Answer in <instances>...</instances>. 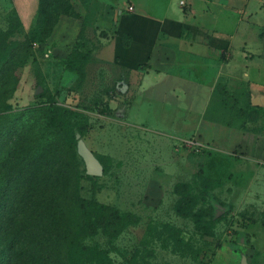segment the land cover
Returning <instances> with one entry per match:
<instances>
[{
  "label": "rangeland",
  "instance_id": "374dc122",
  "mask_svg": "<svg viewBox=\"0 0 264 264\" xmlns=\"http://www.w3.org/2000/svg\"><path fill=\"white\" fill-rule=\"evenodd\" d=\"M40 1L0 0V103L58 106L52 160L72 173L60 177L58 203L67 209L68 246H80L67 264H264V107L247 104L242 91L228 114L170 138L143 106L147 68L134 75L114 55L119 15L134 0H56L48 34L35 41ZM144 120L152 122L143 128ZM80 139L102 175L87 173ZM76 188L89 203L118 209L122 231L109 236L99 211L79 217Z\"/></svg>",
  "mask_w": 264,
  "mask_h": 264
},
{
  "label": "crops",
  "instance_id": "0c3cea01",
  "mask_svg": "<svg viewBox=\"0 0 264 264\" xmlns=\"http://www.w3.org/2000/svg\"><path fill=\"white\" fill-rule=\"evenodd\" d=\"M181 1L134 0L120 13L114 39L120 66L134 75L147 68L143 106L154 108V128L175 139L213 115L208 106L218 88L246 91L247 104L264 107V0ZM230 96L225 106L241 104ZM144 121L143 128L152 122Z\"/></svg>",
  "mask_w": 264,
  "mask_h": 264
},
{
  "label": "trees",
  "instance_id": "16d2710c",
  "mask_svg": "<svg viewBox=\"0 0 264 264\" xmlns=\"http://www.w3.org/2000/svg\"><path fill=\"white\" fill-rule=\"evenodd\" d=\"M55 1H40L37 22L30 33L35 41L41 40L42 33L48 34V19L54 16L51 4ZM124 44H130L129 36ZM231 94L234 101V93L215 90L211 106L218 105L220 110H209L212 117L218 119L221 112L238 106H225ZM57 113L58 106L51 104L16 111L0 103V264H67L73 252L80 249L79 245L68 246L67 209L58 203L65 196L64 187L57 186L60 177L72 173L58 169L52 160L56 149L50 138L61 127L58 123L50 127V123ZM71 200L77 203L78 216L99 211L102 216L98 226L109 236L122 231L123 225L117 223L122 216L115 207L95 200L89 203L77 188ZM98 264L110 263L102 259Z\"/></svg>",
  "mask_w": 264,
  "mask_h": 264
},
{
  "label": "water",
  "instance_id": "95a60500",
  "mask_svg": "<svg viewBox=\"0 0 264 264\" xmlns=\"http://www.w3.org/2000/svg\"><path fill=\"white\" fill-rule=\"evenodd\" d=\"M77 137L80 138V135H77ZM78 148H79V153L85 162L87 173L92 176L102 175L104 169L101 161L82 139L79 140ZM217 207L223 208L222 205L220 204H218ZM220 213H223V210H219L217 215L219 216ZM241 264H249V263L247 259L244 258Z\"/></svg>",
  "mask_w": 264,
  "mask_h": 264
},
{
  "label": "built area",
  "instance_id": "2783aa9c",
  "mask_svg": "<svg viewBox=\"0 0 264 264\" xmlns=\"http://www.w3.org/2000/svg\"><path fill=\"white\" fill-rule=\"evenodd\" d=\"M181 4H185V1L182 0ZM130 9H133V7L131 6ZM191 143H193V145L196 146L197 148H199L201 146V144L199 142H196V141H191Z\"/></svg>",
  "mask_w": 264,
  "mask_h": 264
}]
</instances>
